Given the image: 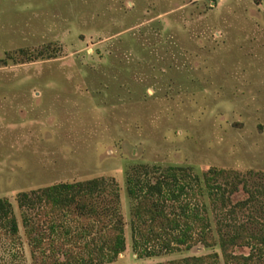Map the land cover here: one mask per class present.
<instances>
[{
	"label": "rangeland",
	"instance_id": "rangeland-1",
	"mask_svg": "<svg viewBox=\"0 0 264 264\" xmlns=\"http://www.w3.org/2000/svg\"><path fill=\"white\" fill-rule=\"evenodd\" d=\"M136 164L264 172V0H0V198L20 225L13 246L0 229V264H31L18 193L93 178L119 188L126 248L110 264L238 263L199 244L138 258Z\"/></svg>",
	"mask_w": 264,
	"mask_h": 264
},
{
	"label": "trees",
	"instance_id": "trees-1",
	"mask_svg": "<svg viewBox=\"0 0 264 264\" xmlns=\"http://www.w3.org/2000/svg\"><path fill=\"white\" fill-rule=\"evenodd\" d=\"M125 189L138 258L199 244L217 246L226 263L233 258L237 264H264V172L210 167L195 173L184 165L136 164L126 170ZM15 202L31 264H110L125 251L113 179L60 182L20 192ZM0 229L12 246L20 241L19 220L7 198H0ZM244 247L247 255L231 253ZM218 257L213 252L158 264H217Z\"/></svg>",
	"mask_w": 264,
	"mask_h": 264
}]
</instances>
